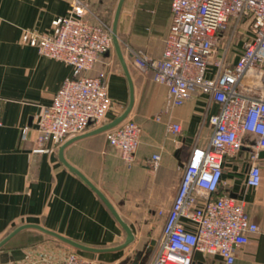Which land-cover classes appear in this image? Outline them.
I'll use <instances>...</instances> for the list:
<instances>
[{
    "label": "crops",
    "instance_id": "crops-1",
    "mask_svg": "<svg viewBox=\"0 0 264 264\" xmlns=\"http://www.w3.org/2000/svg\"><path fill=\"white\" fill-rule=\"evenodd\" d=\"M88 1L95 12L107 16L111 0ZM69 8L70 0H0V240L21 224L37 223L88 246L115 247L126 240V232L101 198L60 160V146L52 153L34 151L39 115L44 106L52 103L64 80L77 75V71L64 61L40 54L22 38L26 31L48 32L52 21L67 15ZM106 16L103 18L109 22ZM171 20V0H126L119 36H128L136 49L159 58ZM124 53L135 83L136 100L131 116L146 124L135 163L131 167L125 165L119 148L108 142L106 132L79 139L64 153L108 196L134 230L135 241L123 249L92 252L27 228L0 249L3 264H63L71 251L101 264H133L137 252L160 236L162 226L155 225L150 217L158 216L159 208L165 212L170 208L178 188L174 171L187 161L196 143L208 144L211 126L207 120L219 110V105L208 95L197 93L184 105L166 111L162 120H151L166 105L167 87L154 80L152 71H141L131 55ZM240 53L229 62H235ZM102 70L110 71L112 119L129 101L128 80L114 48L100 58L90 73L96 75ZM172 121L182 126V132L175 136L167 131ZM257 150L262 179L259 186L252 187L246 179L252 154ZM261 151L264 150L257 148L256 137L247 134L243 149L227 157L224 164L218 193L243 200L251 220L260 227L250 234L248 243L237 247L233 264H264ZM156 153L162 156L157 169L150 164ZM166 187L170 195L165 204ZM183 222L187 229H196L194 222ZM155 249L154 242L147 258L145 254L140 256L136 264H151ZM194 261L225 264L220 256L198 251Z\"/></svg>",
    "mask_w": 264,
    "mask_h": 264
},
{
    "label": "built area",
    "instance_id": "built-area-1",
    "mask_svg": "<svg viewBox=\"0 0 264 264\" xmlns=\"http://www.w3.org/2000/svg\"><path fill=\"white\" fill-rule=\"evenodd\" d=\"M171 11L161 57L129 48L134 64L143 72L152 71L154 80L167 87L166 105L154 119L162 120L166 111L184 105L197 93L208 95L219 110L207 120L211 126L208 144L196 143L184 162L170 208L158 210L166 215L151 264H192L196 251L233 264L237 247L248 243L250 234L260 227L251 220L243 200L218 191L227 157L243 149L247 134L254 135L257 148L264 150V0H171ZM242 24L248 27V37L239 58L230 63L227 54ZM112 34V24L88 0H70L68 14L54 19L48 32H24L23 42L77 71L64 80L39 115L35 152H55L70 137L107 121L113 108L110 71L90 72L113 49ZM219 51L221 57L214 60ZM142 131L141 124L129 117L106 132L128 167L136 161ZM167 131L175 136L182 126L172 121ZM161 158L153 154L150 164L157 169ZM258 158L257 150L247 173L248 186L261 183ZM183 220L194 222L196 229H187ZM63 264L101 263L71 251Z\"/></svg>",
    "mask_w": 264,
    "mask_h": 264
},
{
    "label": "water",
    "instance_id": "water-1",
    "mask_svg": "<svg viewBox=\"0 0 264 264\" xmlns=\"http://www.w3.org/2000/svg\"><path fill=\"white\" fill-rule=\"evenodd\" d=\"M125 2H126V0H119L118 1L117 7L115 10V14H114L113 24H112V31H113L112 38H113V48H114L116 55L119 59V62H120L121 67L123 69V72H124V74L128 80V85H129V101H128V104L125 107V109L119 115L114 117L113 119L106 121L102 125L95 127L91 130H88L85 133L79 134L77 136H74V137L66 140L63 144H61L58 154H59L60 160L69 168V170L72 171L74 174H76L81 180H83L105 203V205L112 212V214L114 215L116 220L120 223V225L122 226V228L126 232V240L122 244L115 246V247L98 248V247H92V246L82 244V243H80L76 240H73L71 238H68V237H66V236H64V235H62L56 231L49 230L40 224L24 223V224L17 226L16 228H14L3 239L0 240V249L8 241H10L14 236H16L19 232H21L22 230L27 229V228H35V229L41 230V231H43L47 234H50V235L66 242V243H68V244H70V245H72L78 249H81L84 251H92V252H103V251L123 249L135 241L136 234H135L134 230L132 229L130 224L123 218V216L120 214V212L118 211L116 206L112 203V201L108 198V196L86 174H84L79 168H77L76 166L71 164L66 159L65 153H64L65 149L70 144H72L73 142H75L79 139L89 137L92 135H96V134H100V133H105V132L117 127L122 122H124L127 118H129V116L131 115V113L133 111V108L135 105V100H136L135 83H134V79H133V76H132L126 55L124 53L122 41H121L120 36H119V22H120V18L122 15V11H123ZM110 51L111 50H109L108 52H110ZM260 156L261 157L264 156V151L260 152ZM183 165H184V163H182V166ZM154 242H155V240H153L152 243H154ZM146 247H147V245L143 249H141L140 251L137 252L133 264H136L137 259L144 254H145V257L147 258L150 251ZM192 264H204V263L202 261H193Z\"/></svg>",
    "mask_w": 264,
    "mask_h": 264
},
{
    "label": "rangeland",
    "instance_id": "rangeland-1",
    "mask_svg": "<svg viewBox=\"0 0 264 264\" xmlns=\"http://www.w3.org/2000/svg\"><path fill=\"white\" fill-rule=\"evenodd\" d=\"M118 1L119 0H111V4L109 5V8L107 10V16L105 14H103V16H106V18L109 19L110 22L113 23V19H114V14H115V10H116V7H117V4H118ZM102 16V17H103ZM105 18V17H104ZM123 33V32H122ZM248 34V27H246V24H242L239 29L237 30V32L235 33V36L233 37V40H232V44L229 48V52L227 54V59H228V62L230 61L231 62V58L233 56H235L236 54H239L242 50V47H243V41L248 37L247 36ZM122 45H123V48H124V51L130 55L129 53V48H135L132 43L129 41V37L126 36V35H122ZM136 49V48H135ZM221 51H219L218 53H215L214 55V60H216L217 58L221 57ZM133 60V59H132ZM120 67V65H118ZM214 68L211 66L210 67V71H213ZM113 106H114V102H113ZM119 112L120 110L117 112L119 115ZM121 113V112H120ZM117 115H115L114 117H116ZM131 116V115H130ZM129 116V117H130ZM132 117V116H131ZM113 119V118H112ZM136 120L138 121V119L136 118ZM151 120H155L154 119V116L151 118ZM140 122V121H138ZM142 124V126L144 125V123L140 122ZM203 129L205 128V126L202 127ZM184 163V162H183ZM182 172H183V167L182 166H178L176 168V170L174 171V174H173V177L175 179V181H177V185L179 186V183H180V179H181V175H182ZM177 186V187H178ZM178 189V188H177ZM169 189L168 187H166V192H165V195H166V200H165V204L167 203L168 201V197H169ZM164 207V204L162 205ZM149 217V216H148ZM152 218V220L154 221V224L155 225H158V226H163V223L165 221V216L161 215V214H158V216L156 217H150ZM149 218V219H150Z\"/></svg>",
    "mask_w": 264,
    "mask_h": 264
},
{
    "label": "trees",
    "instance_id": "trees-1",
    "mask_svg": "<svg viewBox=\"0 0 264 264\" xmlns=\"http://www.w3.org/2000/svg\"><path fill=\"white\" fill-rule=\"evenodd\" d=\"M110 22V21H109ZM111 23V22H110ZM109 119H111V118H109V116H108V118H107V120H109ZM135 120H136V118H134ZM137 121V120H136ZM138 122V121H137ZM140 123V122H139ZM141 124V123H140ZM141 126H142V124H141ZM146 128V124H144L143 126H142V129H143V131H142V135H143V132L145 131L144 129ZM141 138H142V136H141ZM142 140V139H141Z\"/></svg>",
    "mask_w": 264,
    "mask_h": 264
},
{
    "label": "flooded vegetation",
    "instance_id": "flooded-vegetation-1",
    "mask_svg": "<svg viewBox=\"0 0 264 264\" xmlns=\"http://www.w3.org/2000/svg\"><path fill=\"white\" fill-rule=\"evenodd\" d=\"M146 248L149 249V251H151V247H148V246H147ZM149 253H150V252H149Z\"/></svg>",
    "mask_w": 264,
    "mask_h": 264
}]
</instances>
